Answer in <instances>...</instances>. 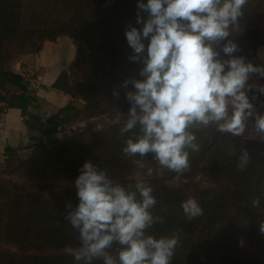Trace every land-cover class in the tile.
Wrapping results in <instances>:
<instances>
[{
    "label": "trees",
    "instance_id": "trees-1",
    "mask_svg": "<svg viewBox=\"0 0 264 264\" xmlns=\"http://www.w3.org/2000/svg\"><path fill=\"white\" fill-rule=\"evenodd\" d=\"M137 3L118 0L106 7L97 0H0V90L7 79L25 91L24 78L12 71L11 64L26 50L67 33L76 42L69 68L79 70L81 78L74 81L72 100L47 119L45 133L59 134L62 124L96 118L70 139L56 135L35 146L49 147L11 170L23 176L22 184L0 180V264H79L67 251V246L75 248L79 242L64 216L66 205L78 203L74 180L85 161L106 169L111 179L130 189L139 179L153 188L157 203L151 212L163 222L147 232L157 238L178 236L170 264H264V225L246 235L237 226L242 209L254 197L259 206L248 204L247 210L264 222V139H245V132L234 137L218 132L215 125L193 126L190 131L200 150H188L189 169L179 175L162 168L149 154L144 161L153 173L148 176L147 167L135 163L139 157L122 152L133 135L120 133L130 107L124 93L131 89L122 84L139 78L141 67L129 60L132 49L124 33L129 26L142 28L136 23L137 13L142 19L148 16ZM229 31V39L238 46L233 55L248 62L264 46V0H248L243 16ZM78 98L84 102L81 106L74 103ZM30 99L25 93L9 98L0 93V117L8 108H18L24 116ZM97 124L102 125L100 131L94 130ZM245 149L250 159L241 170L238 158ZM14 152L5 149L7 156ZM188 198L198 201L203 215L185 217L181 203ZM117 248L110 249L113 255ZM92 264L103 260L94 259Z\"/></svg>",
    "mask_w": 264,
    "mask_h": 264
},
{
    "label": "clouds",
    "instance_id": "clouds-1",
    "mask_svg": "<svg viewBox=\"0 0 264 264\" xmlns=\"http://www.w3.org/2000/svg\"><path fill=\"white\" fill-rule=\"evenodd\" d=\"M247 3L138 0V9L148 16L142 19L137 13L136 23H142V28L129 26L124 33L132 49L129 60L141 67L139 78L122 84L125 89L130 84L131 89L124 93L130 107L120 133H133L122 152L139 157L135 161L139 168L147 167L144 158L151 154L162 168L178 175L187 171L188 150H200L190 131L196 125H215L218 132L234 137L244 134L246 120L254 115L247 82L250 74L264 76V67L233 55L238 46L229 39V29L243 16ZM258 90L264 93V86ZM113 95L118 98L119 93ZM120 114L117 110L116 123ZM255 127L264 133V115H255ZM101 128L97 124L94 130ZM238 159L243 170L250 159L248 151L243 150ZM152 173L147 167V175ZM74 187L78 203L66 205L64 218L77 233L78 246H67L76 262L92 264L94 259H102L103 264H170L178 236L157 238L147 232L163 218L152 214L157 201L144 180H137L130 189L111 179L106 169L85 161ZM259 204L254 197L253 207ZM181 208L189 220L203 215L195 198L183 201ZM114 245L118 246L115 255L110 251Z\"/></svg>",
    "mask_w": 264,
    "mask_h": 264
},
{
    "label": "crops",
    "instance_id": "crops-1",
    "mask_svg": "<svg viewBox=\"0 0 264 264\" xmlns=\"http://www.w3.org/2000/svg\"><path fill=\"white\" fill-rule=\"evenodd\" d=\"M46 45L39 57L35 60L24 61V68L17 61L11 66L12 71L17 75H23V82L26 84L25 91L11 82L3 80L2 85L6 97L13 95H31L32 99L28 102V108L23 116L18 108H8L0 117V157L5 154V149L9 148L15 152H21L37 145L52 140L59 134H46L47 119L58 110L63 108L72 99L70 94L61 92L55 88V83L62 71L69 69L71 59L64 60L60 54H47ZM254 66L264 67V47L257 49L252 58L248 61ZM21 67V68H20ZM23 68V69H22ZM33 76L35 81L34 89L30 86L28 77ZM247 89L259 88L264 86V76L257 73L250 74ZM259 91V90H257ZM260 92V91H259ZM261 93V92H260ZM263 100L260 103L252 104L254 115L246 120L245 130L251 132V137L258 136L255 127V115H264V93H261ZM33 97L36 99L33 100ZM60 126L57 131H60ZM260 135L264 134L259 132Z\"/></svg>",
    "mask_w": 264,
    "mask_h": 264
},
{
    "label": "rangeland",
    "instance_id": "rangeland-1",
    "mask_svg": "<svg viewBox=\"0 0 264 264\" xmlns=\"http://www.w3.org/2000/svg\"><path fill=\"white\" fill-rule=\"evenodd\" d=\"M100 5L111 7L114 6L118 0H97ZM233 42L235 41L234 38H232ZM46 45H50V47L47 48V54H53L55 55L58 53L60 56H63L64 60H67L68 58H72L70 61V64H72L75 54H76V42L67 34L62 33V35L58 36L53 41H44L40 46L35 47L34 49L26 50L24 53L20 54L19 57L14 60V62L11 65H14L17 61H19L16 64H19L24 68V61H27L29 59L35 60L37 57H39L43 51V48ZM264 47V46H263ZM69 64V65H70ZM21 68V67H20ZM22 68V69H23ZM66 77L69 82L70 87V94L72 93V87L74 85V81L81 78V72L74 68H69L68 70H64ZM31 82L29 83L32 89H34L35 81L33 79V76L28 77ZM254 91L258 90L257 88H252ZM74 103L76 105L81 106L84 102L80 98L75 99ZM96 120V118L92 117L88 120H73L70 124L60 125V138H66L70 139L74 135V131L78 130L79 128H82L86 125L87 122ZM246 137L245 139L250 140H263L264 134L260 135L258 132V136L251 137V132L246 131ZM48 143V142H46ZM49 146L45 145V147H33L26 149L21 152H14L15 154L12 156H7L4 154L3 157H0V180H11L13 182H16L18 184H22L24 182V178L19 173L12 174L14 172H11V170L16 169V167L23 165L26 161L30 160L35 154L41 153L44 149H48ZM247 205H252V200L247 201ZM245 206L242 211V217L238 219V227L241 231V234L243 233L246 235L249 231L254 230L260 226L264 225V222H262L260 219H258L256 216H251L248 212V206ZM253 219V220H252ZM239 236V235H238ZM242 238V236H239ZM264 238V237H261Z\"/></svg>",
    "mask_w": 264,
    "mask_h": 264
},
{
    "label": "water",
    "instance_id": "water-1",
    "mask_svg": "<svg viewBox=\"0 0 264 264\" xmlns=\"http://www.w3.org/2000/svg\"><path fill=\"white\" fill-rule=\"evenodd\" d=\"M64 72L65 71H62L61 74L59 75L55 83V88L63 93L70 94L69 82Z\"/></svg>",
    "mask_w": 264,
    "mask_h": 264
},
{
    "label": "built area",
    "instance_id": "built-area-1",
    "mask_svg": "<svg viewBox=\"0 0 264 264\" xmlns=\"http://www.w3.org/2000/svg\"><path fill=\"white\" fill-rule=\"evenodd\" d=\"M22 77H23V75H22ZM29 82H31V80H29ZM246 94H247V96L249 98V102L251 104H254V103L257 104V103H260L263 100V97H262L261 93L259 91H257V90L254 91L253 89H247L246 90Z\"/></svg>",
    "mask_w": 264,
    "mask_h": 264
}]
</instances>
